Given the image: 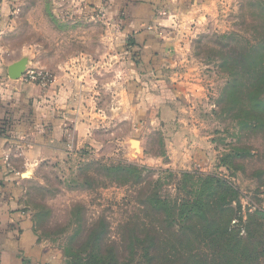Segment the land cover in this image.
Instances as JSON below:
<instances>
[{"label": "rangeland", "instance_id": "obj_1", "mask_svg": "<svg viewBox=\"0 0 264 264\" xmlns=\"http://www.w3.org/2000/svg\"><path fill=\"white\" fill-rule=\"evenodd\" d=\"M55 7L52 0H25L19 32L9 40L14 51L7 58H23L21 47L30 42L44 46L28 65L35 69H51L46 65L72 55L91 59L88 52H96L93 65L106 83L111 51L109 37L99 38L104 25L99 22L95 35L84 33L92 23L68 15L66 9L61 13L65 6ZM228 7L220 15L209 16L189 38L192 56L200 67L201 95L185 101V108H194L185 114L190 121L186 136L181 137L173 125L161 124L158 115L151 113L144 128L124 123L114 134L103 128L97 145L48 156L32 168L24 204L37 241L44 246L46 264H66L73 259L69 253L84 255L93 249L107 253L109 246L117 248L121 260L131 259L133 264H156L157 254L163 260L166 243L180 237L178 222L157 210L150 198L159 192L172 202L195 199L192 182L183 191L176 189L178 183L185 184L177 174L183 171L223 178L237 190L232 202L228 194L231 211L225 218L234 215V226L241 222L240 244L234 240L220 243L226 261H219L220 249L216 254L217 247L210 240L208 244L197 242L193 249L202 263L264 264V0H229ZM115 49L120 52V46ZM25 55L30 58L29 52ZM117 71L119 77L123 71ZM230 84H234L232 93L227 90ZM105 93L102 104L108 105L111 93ZM119 162L145 167L141 180L126 182L108 174L105 165ZM180 218L178 214L176 220ZM101 221L107 233L99 250L96 237L86 241L89 231ZM187 233L193 237L190 229ZM144 247H149L147 256Z\"/></svg>", "mask_w": 264, "mask_h": 264}, {"label": "crops", "instance_id": "obj_2", "mask_svg": "<svg viewBox=\"0 0 264 264\" xmlns=\"http://www.w3.org/2000/svg\"><path fill=\"white\" fill-rule=\"evenodd\" d=\"M24 2L15 9L0 0V116L9 120V133L0 135V264H46L24 194L32 168L48 156L97 145L106 127L111 134L124 123L144 128L151 113L186 136L190 121L185 114L194 108H185V101L201 95L200 67L189 38L209 16L229 10V0H52L55 10L65 6L61 13L66 9L93 24L84 33L95 35L99 22L104 25L99 38L109 37L110 78L105 83L93 65L96 52H88L91 59L82 52L80 59L72 55L45 64L55 80L42 89L8 74L16 62L6 56L14 51L9 40L19 32ZM131 37L136 47L129 46ZM43 47L37 42L21 47L27 66ZM105 90L111 93L108 105L102 104Z\"/></svg>", "mask_w": 264, "mask_h": 264}, {"label": "trees", "instance_id": "obj_3", "mask_svg": "<svg viewBox=\"0 0 264 264\" xmlns=\"http://www.w3.org/2000/svg\"><path fill=\"white\" fill-rule=\"evenodd\" d=\"M129 46L136 47V40L131 37L129 39ZM243 55H241L242 57ZM246 58V57H245ZM246 65L248 61L244 62ZM234 89V84L227 86V90H230L232 93ZM232 95V94H231ZM9 120L5 117L0 116V135L5 136L9 133ZM105 169L109 173H114L118 180H129L142 178V170H145V167H141L134 163H116L113 165H105ZM178 175L183 176L185 179V184L178 183L177 191H183V188H187L188 182L193 184L192 195L195 199H186L184 198L179 202L178 198L176 201L172 202L170 198H163L159 192L154 194V199L151 197V204L155 206L157 210H162L166 215L172 217L173 221L178 222V237L174 241H168V249L164 251V259L161 257L154 256L153 261L157 262L156 264H204L200 260L199 256L194 253L195 244L203 243L208 244L213 243L217 247L216 254L218 249H220V254L217 255L219 261H226V258L223 255L225 250L224 245H219L228 241L229 244L231 241H235L236 244H240L241 237L239 236L240 232V221L237 226L232 225L233 216H228L226 219V214L231 211L229 207L228 194L230 195L229 200L232 202L235 198L237 190L229 184V182L223 178H219L213 175H207L201 173H192L189 171H183L177 173ZM191 192V191H190ZM233 210V209H232ZM180 215V221L176 220L177 215ZM195 219H199L198 222ZM173 221L170 222V225L173 224ZM193 221V222H190ZM191 230L192 235L187 233L188 230ZM232 231V232H231ZM236 234H235V233ZM107 233V226L105 222H99L95 227H93L89 233L86 244L90 241H94V237L98 240L94 241L96 247L103 249V241L105 234ZM181 235H186L185 238H181ZM202 236V237H201ZM229 236V238H226ZM233 237V238H231ZM156 235L152 237L151 244L153 246L156 243ZM203 239V241H201ZM226 239V240H225ZM107 250L109 252H99L95 249L82 255L69 253V257L73 258L66 264H133L131 259H120L119 252L115 246H109ZM146 252L145 256L149 253V247L143 248ZM186 251H189L187 253ZM156 252V249H155ZM162 252V251H161ZM196 259V261H193ZM230 259V256L228 257ZM148 261L149 263L152 262Z\"/></svg>", "mask_w": 264, "mask_h": 264}, {"label": "built area", "instance_id": "obj_4", "mask_svg": "<svg viewBox=\"0 0 264 264\" xmlns=\"http://www.w3.org/2000/svg\"><path fill=\"white\" fill-rule=\"evenodd\" d=\"M6 1L10 6L16 9L21 0H3ZM25 81L32 83L41 87L42 89H47L55 80V76L45 69H35L28 67L25 70V73L21 77Z\"/></svg>", "mask_w": 264, "mask_h": 264}, {"label": "water", "instance_id": "obj_5", "mask_svg": "<svg viewBox=\"0 0 264 264\" xmlns=\"http://www.w3.org/2000/svg\"><path fill=\"white\" fill-rule=\"evenodd\" d=\"M27 64H28L27 58H21L20 60L11 64L8 68L9 77L13 80L20 79L23 76V74L25 73V70L27 68ZM28 176H29V174H28Z\"/></svg>", "mask_w": 264, "mask_h": 264}, {"label": "bare ground", "instance_id": "obj_6", "mask_svg": "<svg viewBox=\"0 0 264 264\" xmlns=\"http://www.w3.org/2000/svg\"><path fill=\"white\" fill-rule=\"evenodd\" d=\"M134 144H135L136 147L138 146L137 141H135Z\"/></svg>", "mask_w": 264, "mask_h": 264}]
</instances>
